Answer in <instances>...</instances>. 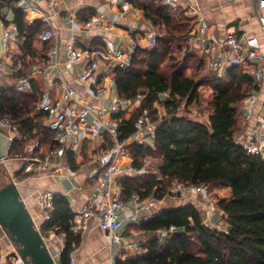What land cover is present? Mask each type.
Segmentation results:
<instances>
[{
  "label": "trees",
  "instance_id": "obj_1",
  "mask_svg": "<svg viewBox=\"0 0 264 264\" xmlns=\"http://www.w3.org/2000/svg\"><path fill=\"white\" fill-rule=\"evenodd\" d=\"M19 1L0 0V17L3 7L12 8V22L18 28L21 52L12 53V58L15 65L21 63L22 67L13 73L15 78L26 75L35 63L48 58L53 47L52 42L42 41L39 37L45 27L41 18L30 22L26 11L17 6ZM135 5L165 30L166 35L154 49L137 48L131 66L115 69L114 79L120 97L134 100L144 95L130 118L124 117V113L115 115L121 118L120 138L127 139L135 133V123L145 111L158 120L153 134L154 147L150 143L136 142L127 146L134 166L142 167L148 158L151 173L123 176V198L138 193L142 199L151 196L163 199L168 196L166 193L173 182L209 186L228 184L230 194L219 199L218 207L227 215L230 227L225 232L206 226L203 208L193 201L161 209L139 227L159 231L176 226L181 230L165 234L164 239L148 240L142 246L143 254L126 260L118 258L115 264H264V159L249 154L238 141V136L245 130V126L240 128L239 106H243L256 84L247 71L237 66L229 68L221 78L206 75L202 81H197L187 75L190 69L196 72L206 67L204 60L194 53L174 62L179 55L172 44L186 42L193 26L192 18L183 10H174L155 0H135ZM95 14L92 8L76 12L79 22H85ZM3 21L6 26L11 23L5 17ZM168 55L173 64L166 71L163 64ZM203 84H209L213 89V108L207 120L192 118L180 109L181 103L191 105L199 98V87ZM31 89H0V118L12 116L23 132L44 129L49 138L47 142L52 143L53 134L43 124L46 114L32 116L40 100V89L35 81H32ZM163 92H169V97L164 98ZM156 102L166 109L163 116H159ZM14 148L13 145L12 154ZM74 214L68 197L55 193L51 216L42 229L65 235L61 264H69L72 251L80 243V236L70 230Z\"/></svg>",
  "mask_w": 264,
  "mask_h": 264
},
{
  "label": "built area",
  "instance_id": "obj_2",
  "mask_svg": "<svg viewBox=\"0 0 264 264\" xmlns=\"http://www.w3.org/2000/svg\"><path fill=\"white\" fill-rule=\"evenodd\" d=\"M62 1V0H56ZM125 7L122 11L125 15L137 16L140 8L135 5V0H120ZM164 5L171 6L178 10L180 6L176 0H155ZM264 7V0L260 2ZM19 7L24 11L32 10L31 0H20ZM188 16L192 18L193 26L186 37L183 45L172 44L174 52L179 56H186L194 53L204 60L206 66L212 70L213 78L223 77L229 68L237 66L247 71L253 78L256 88L245 99L242 110L246 130L238 136V141L244 149L252 155L260 156L264 159V55L257 46V39L250 36L241 28H229L225 31L223 38H216L207 33L208 27L206 18L195 7L190 4L183 6ZM65 18L66 24H75L79 20L76 12L67 9ZM60 11H56L58 15ZM45 24L40 34L42 41H50L53 44L48 53V58L42 62L35 63L31 70L19 77V87L24 91L31 89L32 81L40 86V100L34 112L45 113L46 128L53 134V142L45 143L41 137L32 135V132L20 131L21 125L10 115L0 118V126L8 128L13 133L10 136L9 152L13 145H22V152L9 153L3 158H12L21 163V169L25 174L36 175L48 171L63 172L72 164H65L62 160L68 152L77 153L82 146L85 138L108 137V145L98 155L101 173L98 175L97 182L88 198L85 206L75 211L72 221L71 232L80 235L87 229L90 220H96L99 226L107 233L109 246H124V234L117 230L121 221V214L127 208L133 210L131 219L143 222L139 213L145 206L151 205L158 198L151 196L142 199L138 193H134L130 198H123L122 177L125 175H145L151 173L148 166L150 160L146 158L142 167L134 166L133 160L129 155L127 146L133 142L138 144L150 143L154 147V131L157 122L151 119L148 111H145L135 123V133L127 138L121 139L119 133V122L117 118H107V113H119L129 110L135 102H142L144 95L137 99H126L117 97L111 103L102 104L99 108L85 104L82 98L76 95L73 84L62 79L59 87L61 94L59 98L52 99L51 89L53 79L57 72L58 62L56 60L59 52L58 32L52 25L53 14L43 13L40 16ZM262 27L264 28V16H261ZM83 31L91 30H110L111 24L106 21L105 13L92 16L85 22H80ZM149 28L145 32L146 48L154 49L159 40L166 35V31L155 25L148 18ZM18 31L17 25L13 23L6 28L3 36L7 41ZM140 47L138 40H134L129 50L119 47H106L102 49L81 48L79 39L71 37L67 42V57L70 62H80L84 65L83 72L79 75V80H91L93 84H98L99 79L96 74L108 76L111 68H127L132 64L134 51ZM105 59L107 63L102 65L100 59ZM22 65H14L13 73L19 72ZM4 65L0 62V76L3 75ZM12 73V74H13ZM259 94L263 98L257 104ZM163 97H169V92H163ZM157 103V102H156ZM257 104V106H256ZM207 120V118H205ZM46 133V132H45ZM44 138L49 139L47 134ZM54 192L43 190L38 198L45 220H48L53 210ZM167 195L188 196L191 194L202 196L204 220L203 223L212 230H229L230 224L225 212L213 203L210 198L209 185H195L177 183L168 190ZM160 200V199H159ZM219 214L220 219H216ZM180 228L171 226L169 230H164L165 234L180 231ZM7 233V232H5ZM63 237L65 235L63 234ZM127 248L141 250L142 243L138 241L127 242ZM14 258L20 257L18 252L10 255ZM74 262L73 259H71Z\"/></svg>",
  "mask_w": 264,
  "mask_h": 264
},
{
  "label": "crops",
  "instance_id": "obj_3",
  "mask_svg": "<svg viewBox=\"0 0 264 264\" xmlns=\"http://www.w3.org/2000/svg\"><path fill=\"white\" fill-rule=\"evenodd\" d=\"M176 1L181 8L190 4L205 16L208 27L207 33L209 35L222 39L227 29L241 28L250 36L257 39V46L264 55V28L262 27L260 19L261 16H264V7L261 6L260 3L258 7L259 17L254 10L252 0ZM261 1L262 0H260V2ZM31 2L32 10L26 11V16L29 21L32 22L35 18H40L43 13L53 14L52 25L59 36V52L56 57L58 68L52 83V99L59 98L61 94L59 84L62 79H66L73 84L76 89V95L82 98L85 104L92 105L96 108H99L102 104L111 103L113 99L119 97L114 79L115 68H111L108 76L100 74L98 71L96 74L98 75L99 82L96 85L93 84L91 80L81 81L78 79L79 75L84 70V65L80 62H70L68 60L67 42L71 37L75 36L79 39V46L81 48L102 49L106 47H119L126 51L131 48L134 40H138L140 47L146 48L145 32L149 28V25L147 23L148 17L143 9L140 8V12L137 16H131L122 13L125 7L120 0H62L57 2L56 0H31ZM17 6H19V3ZM84 8H92L96 11L95 15L105 13L106 21L111 24V29L83 31L80 22L75 24L65 23L67 9L77 12ZM56 11H60V13L56 15ZM1 16L0 30L4 32L6 28H9V26L14 23L12 22L14 19V11L12 8L3 7L1 9ZM3 17L11 21L9 26L5 25ZM17 35L18 31L14 32L13 36L7 41V50L11 51L13 54L21 52L17 42ZM7 50L1 62L4 65V69L3 75L0 76V89L16 87L18 90H22L19 87V78L13 77L12 73L15 64L12 56H8ZM99 61L102 65L107 63L103 58ZM208 71L210 76L212 75L213 77L212 70L209 69ZM36 84L40 89L39 84L37 82ZM31 90L32 89L28 91ZM262 98V94H259L256 103L259 104ZM140 103L141 102H135L128 111L125 110L119 113H124V117L130 118L139 107ZM119 113L109 112L106 114V117L110 118L114 116L118 120H121V118L115 116ZM37 114L39 113L33 111L32 116L34 117ZM43 124L44 126L46 125L45 120H43ZM244 126L246 125L244 124ZM0 133L9 138L13 135V133L4 126H0ZM32 135L41 137L43 141L47 143L46 138H44V135H46L44 129H35ZM108 143L107 136L85 138L76 154L68 152L67 155L63 157L62 161L67 165L72 164V167L71 165L67 166L63 172L48 171L31 175L24 178L21 182L16 181L20 187L22 198L32 212L38 229L42 231L57 264H61L60 257L65 247V237H63V234L59 235L52 231H45L42 229L43 223L46 220L38 203L39 195L46 189L54 193H63L68 197L74 212L82 209L87 203L94 185L97 182L98 175L101 173L98 155ZM14 147L15 152L23 151L22 145L15 144ZM8 161H11L7 165L9 171L13 174H25L18 160L10 159ZM167 197L168 196L160 200H154L151 205L145 206L139 215L142 218L149 219L159 210L170 208L177 204ZM181 202V204L188 203ZM132 213L133 210L130 208L122 212L120 224L117 226V230L124 234V246L120 244L119 246L110 247L107 233L99 226L96 220H90L87 229L80 235H76L80 236V243L71 253V259H73L74 262L70 259L69 264H115L118 258L126 260L145 252L144 248L139 251L127 248V242L138 241L141 242L143 246L144 243L154 237L161 238L160 234H164L165 236L164 230H142L139 227L141 222L131 219ZM5 232L2 225H0V264H24L21 257L14 258L10 256L11 254L15 255L16 247Z\"/></svg>",
  "mask_w": 264,
  "mask_h": 264
},
{
  "label": "water",
  "instance_id": "obj_4",
  "mask_svg": "<svg viewBox=\"0 0 264 264\" xmlns=\"http://www.w3.org/2000/svg\"><path fill=\"white\" fill-rule=\"evenodd\" d=\"M252 1L254 10L260 17V0ZM5 52L6 40L0 30V60ZM10 141L9 137L0 133V161L9 153ZM0 225L15 245L24 264H57L14 180L0 188Z\"/></svg>",
  "mask_w": 264,
  "mask_h": 264
},
{
  "label": "rangeland",
  "instance_id": "obj_5",
  "mask_svg": "<svg viewBox=\"0 0 264 264\" xmlns=\"http://www.w3.org/2000/svg\"><path fill=\"white\" fill-rule=\"evenodd\" d=\"M179 10H183L184 13L187 15L186 10L184 8L180 7ZM18 44H19V42H18ZM7 46H8V42L6 44V50H7ZM7 54H8V56H12V52L9 50H7ZM3 56H2V58H3ZM178 57L179 58L178 59L176 58L175 59L176 61H174V62H178L179 60L181 61V59L183 58L180 56H178ZM2 58H1L0 62H2V60H3ZM172 64H173V62L171 61V59L169 58V55H168L167 59L165 60V62L163 64L164 70H166V71L170 70V66H172ZM208 70H209L208 65L206 67H204V70H203V68H201V70H197L196 72H194L193 69H190L187 72V75L192 76L197 81H202L203 76H206V75L210 76V73ZM211 77H212V75H211ZM211 77H210V79H211ZM212 98H213L212 87L209 84H203L199 87V98L195 102H193L191 105H187L186 102L181 103L180 109L182 111H185V113H187V115H189L192 118L205 119L209 116L210 112L212 111V108H213ZM156 107L158 109L159 116H163L166 112V109L163 107V105L160 102H157ZM239 108L241 109V116H240V128H241L244 126V118H243V110H242L241 105L239 106ZM150 117L155 122H158V120H156V117H153L152 115H150ZM245 130H246V126H245ZM245 130L243 129L241 133H243ZM10 151H11V149H10ZM11 154L12 153L9 152L10 157H12ZM10 159H12V158H8L6 160L0 161V188L6 186L7 184H9L13 180L21 182L22 180H24V178L31 176L28 174H26V175H24V174L18 175L17 173L13 174L11 171H9V168L7 167V165L11 162V161H8ZM177 183L178 182H173L172 185H170L169 189H171L174 186V184H177ZM21 186H22V183H21ZM228 186H229L228 184H224V183H217L215 185H210L209 196H210V198L213 199L212 201L216 206H218V201L220 198L229 196V194H230V188L229 187L230 186L229 187ZM167 198L169 200H172L173 202L177 203V204L175 203L176 204L175 207L182 205L181 201H183L184 203L194 201L195 203L200 205L202 208L205 207L203 205V202H202V196H197L194 194H191L188 196H182V197H181V195H170L169 194ZM219 209H221V208L218 207L217 212L220 211ZM215 218L220 219L219 214H216ZM160 236H161V239H164V234H160Z\"/></svg>",
  "mask_w": 264,
  "mask_h": 264
}]
</instances>
